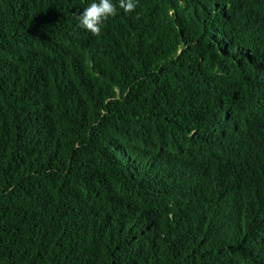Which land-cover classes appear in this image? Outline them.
Wrapping results in <instances>:
<instances>
[{
	"label": "trees",
	"instance_id": "trees-1",
	"mask_svg": "<svg viewBox=\"0 0 264 264\" xmlns=\"http://www.w3.org/2000/svg\"><path fill=\"white\" fill-rule=\"evenodd\" d=\"M90 2L0 0V264H264V0Z\"/></svg>",
	"mask_w": 264,
	"mask_h": 264
},
{
	"label": "clouds",
	"instance_id": "clouds-1",
	"mask_svg": "<svg viewBox=\"0 0 264 264\" xmlns=\"http://www.w3.org/2000/svg\"><path fill=\"white\" fill-rule=\"evenodd\" d=\"M137 6V0H91L87 7L78 14L80 28L92 35H99L107 21L115 17L119 10L124 14L132 13Z\"/></svg>",
	"mask_w": 264,
	"mask_h": 264
}]
</instances>
